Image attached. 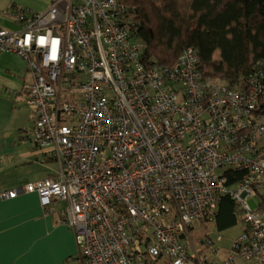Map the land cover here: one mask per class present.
Returning a JSON list of instances; mask_svg holds the SVG:
<instances>
[{
    "label": "built area",
    "instance_id": "obj_1",
    "mask_svg": "<svg viewBox=\"0 0 264 264\" xmlns=\"http://www.w3.org/2000/svg\"><path fill=\"white\" fill-rule=\"evenodd\" d=\"M12 19L0 53L28 67L31 142L57 170L1 199L63 203L82 264H264V62L237 88L203 77L192 49L154 63L118 0H52ZM228 168L245 172L236 186ZM220 195L241 229L226 249L199 246L190 230Z\"/></svg>",
    "mask_w": 264,
    "mask_h": 264
},
{
    "label": "trees",
    "instance_id": "obj_2",
    "mask_svg": "<svg viewBox=\"0 0 264 264\" xmlns=\"http://www.w3.org/2000/svg\"><path fill=\"white\" fill-rule=\"evenodd\" d=\"M132 20L131 33L152 62L171 67L187 49L198 55L203 77L224 80L230 88L264 62V0H118ZM226 186H236L245 172L225 169ZM239 211L220 195L216 211L201 220L219 234L236 227ZM190 230L199 246L202 235ZM161 264H169L164 262Z\"/></svg>",
    "mask_w": 264,
    "mask_h": 264
},
{
    "label": "crops",
    "instance_id": "obj_3",
    "mask_svg": "<svg viewBox=\"0 0 264 264\" xmlns=\"http://www.w3.org/2000/svg\"><path fill=\"white\" fill-rule=\"evenodd\" d=\"M51 1L0 0V28L19 31L20 24L12 15L44 12ZM28 76V67L18 56L0 53V194L51 177L57 170H51L49 163L55 162L31 142L34 118L25 105L24 90ZM57 204L53 202L52 211L41 207L34 192L0 198V234L5 238L0 264H82L75 235L62 220Z\"/></svg>",
    "mask_w": 264,
    "mask_h": 264
},
{
    "label": "rangeland",
    "instance_id": "obj_4",
    "mask_svg": "<svg viewBox=\"0 0 264 264\" xmlns=\"http://www.w3.org/2000/svg\"><path fill=\"white\" fill-rule=\"evenodd\" d=\"M28 79H29V76H28ZM28 81V80H27ZM26 115H29V112H28V110L26 109ZM27 131H29V128H28V130ZM26 144H29V142L28 141H26ZM30 146V145H29ZM49 167L51 168V170H55L56 169V167H57V165H56V163H49ZM31 171H32V173H31V175H33L34 173H33V168H29ZM248 204H249V206H250V208L251 209H255L256 208V204H255V201L254 200H249L248 201ZM58 207L59 208H63L64 207V204L63 203H61V202H58ZM60 209V210H61ZM241 226H242V224H241V222L239 221V223H238V225L236 226V227H234V228H232V229H230V230H228V231H225V232H222L221 234H219L217 231H215V229L212 227V225L211 224H204V223H202L201 221H199L198 223H195L194 224V229H195V233H197L198 235H202L204 232H205V230H207L208 231V234H209V236H206L207 237V239H209L210 241H214L216 244H217V246L218 247H220V248H224V249H226V248H228L229 247V239L231 238V237H233V236H235L238 232H239V230L241 229ZM221 236V238H222V242H217L216 241V238H217V236ZM75 242H76V240H75ZM76 244H77V242H76ZM234 264H249V263H247V262H244V261H242V260H239V259H237L235 262H234Z\"/></svg>",
    "mask_w": 264,
    "mask_h": 264
},
{
    "label": "snow or ice",
    "instance_id": "obj_5",
    "mask_svg": "<svg viewBox=\"0 0 264 264\" xmlns=\"http://www.w3.org/2000/svg\"><path fill=\"white\" fill-rule=\"evenodd\" d=\"M2 231H3V225L0 224V233H2ZM4 242H5V238L2 234H0V252H2L3 250Z\"/></svg>",
    "mask_w": 264,
    "mask_h": 264
},
{
    "label": "bare ground",
    "instance_id": "obj_6",
    "mask_svg": "<svg viewBox=\"0 0 264 264\" xmlns=\"http://www.w3.org/2000/svg\"><path fill=\"white\" fill-rule=\"evenodd\" d=\"M252 73H253V72H252ZM252 73H250L249 76L252 75ZM249 76H247V77L244 78L245 81L248 79ZM220 81H221L222 83H224L225 85H227V83H226L224 80L220 79ZM217 205H218V201H217ZM216 208H217V207H216ZM193 228H194V226H193ZM219 236H220V235H219ZM220 237H221V236H220ZM222 241H223V240H222V238H221V241H220V242H222Z\"/></svg>",
    "mask_w": 264,
    "mask_h": 264
}]
</instances>
